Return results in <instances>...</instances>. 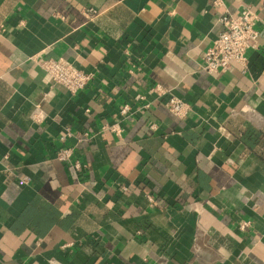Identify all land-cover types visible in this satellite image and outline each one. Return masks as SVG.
<instances>
[{
    "label": "crops",
    "instance_id": "obj_1",
    "mask_svg": "<svg viewBox=\"0 0 264 264\" xmlns=\"http://www.w3.org/2000/svg\"><path fill=\"white\" fill-rule=\"evenodd\" d=\"M246 6L257 46L209 74L222 13ZM34 55L96 81L72 98ZM151 84L189 113L102 129ZM68 127L79 171L57 159ZM0 264H264V0H0Z\"/></svg>",
    "mask_w": 264,
    "mask_h": 264
},
{
    "label": "built area",
    "instance_id": "obj_2",
    "mask_svg": "<svg viewBox=\"0 0 264 264\" xmlns=\"http://www.w3.org/2000/svg\"><path fill=\"white\" fill-rule=\"evenodd\" d=\"M213 3L215 6H221L223 0H213ZM97 14L98 10L94 7L84 9V15L87 18H93ZM258 20L257 13L250 6L243 8L237 15H232L228 10H225L220 17L224 29L206 50L203 56V68L209 74H219L229 69L233 63L245 64L247 51L257 46L260 36L257 27ZM32 59L49 75L52 85L62 88L72 98L96 81V69H82L64 57L34 55ZM158 101H162L169 112L179 118L185 117L191 109V105L176 95L172 89L161 84H151L144 93H138L133 100L123 102L113 121L105 122L102 129L121 138L125 130L122 123L134 114L136 107L137 110L144 111L152 103ZM84 111L89 113L90 108H85ZM150 127L157 129V124L152 123ZM72 136L73 132L70 127L66 128V131L60 136L63 146L57 152V159L68 164L70 170L79 171L82 169V164L73 159L74 146L67 144L68 139ZM88 137L90 134L86 131L80 140ZM28 179L25 177L23 182H28ZM148 199L153 201L151 197ZM251 227L252 222L249 220L242 221L238 226L241 231H248Z\"/></svg>",
    "mask_w": 264,
    "mask_h": 264
}]
</instances>
